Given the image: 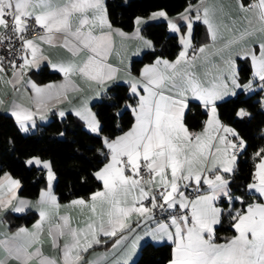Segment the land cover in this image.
<instances>
[{
  "label": "snow or ice",
  "instance_id": "1",
  "mask_svg": "<svg viewBox=\"0 0 264 264\" xmlns=\"http://www.w3.org/2000/svg\"><path fill=\"white\" fill-rule=\"evenodd\" d=\"M236 11L244 19H249L245 14L252 13L259 25L253 31L264 33V0H237ZM160 19L176 34L181 50L174 61L155 55L138 74L126 69L128 78L122 82L128 86V99L123 113L118 111L113 120L130 113L133 119L128 130L105 136L88 104L73 112L91 134L101 137V155L106 162L93 173L101 187L87 199L81 197L61 205L53 193L56 176L51 161L34 156L24 162L28 168L45 172L46 186L36 205L39 219L32 228L20 227L0 239V247L16 264H90L84 254L108 240L114 255L116 250L128 252L126 259L117 257L113 264H130L131 255L145 238L171 243L168 264H264V147L253 154L254 170L246 186L259 202L236 209L233 201L240 198L232 196L229 185L237 158L247 144L238 132L221 122L217 113V101L235 96L237 90H254L253 81L241 83L237 57L250 61L253 76L264 90V40L245 46L234 56L229 53L222 57V63L209 70L211 79L205 82L191 69L201 54L221 39L215 11L205 0H197L175 18L163 10L147 18L136 17L134 35L143 51L155 53V45L141 34L139 26ZM197 22L206 26L211 44H193ZM249 25H253V19H249ZM0 29V73H6L3 61L7 59L12 69L8 83L14 90L20 84L33 105L15 104L8 113L25 133L35 128L37 116L44 119L50 102L66 97L73 76L98 88L117 78V69L107 63V58L113 36L125 37L126 33L113 27L105 0H0ZM251 34L243 33L242 38ZM230 43L224 47H230ZM42 45L62 47L70 57L52 62L44 55ZM218 51L222 53L224 48ZM45 62L51 71L62 75L63 82L40 85L30 77L24 79L25 69L39 71ZM190 101L198 102L207 115L200 131L190 130L186 123ZM57 114L66 116L62 109H57ZM236 116L244 119L250 113L239 109ZM21 186L19 179L4 174L0 180V210L10 207L20 213L29 206L28 201L18 199ZM13 200L18 202L13 205ZM61 208L74 209L84 219L73 226V218ZM225 217L235 235L216 243L217 226ZM45 235L56 250L55 257L42 251ZM0 264H7V260H0Z\"/></svg>",
  "mask_w": 264,
  "mask_h": 264
},
{
  "label": "trees",
  "instance_id": "2",
  "mask_svg": "<svg viewBox=\"0 0 264 264\" xmlns=\"http://www.w3.org/2000/svg\"><path fill=\"white\" fill-rule=\"evenodd\" d=\"M197 0H106L108 16L113 25L129 31L134 26V19L146 16L155 10L166 11L169 16L177 15L185 10L189 3ZM143 34L153 41L155 53L143 51L140 56L132 60L131 70L137 72L139 68L153 61L155 55L173 59L177 56L180 44L176 34L171 33L166 21L158 20L144 24ZM207 39L205 26L199 22L194 24L193 44L199 45ZM239 79L242 82L251 78V68L246 60H237ZM57 74L42 69L36 74L40 81L53 79ZM127 85L115 83L107 89L105 100L92 105L104 128V135L114 137L121 130L129 127L132 121L130 113L123 114L116 120V113L124 110V103L128 99ZM264 90L253 92L239 91L234 97L217 103V113L221 122L232 127L244 138L247 148L238 156L236 173L232 175L229 189L232 196L239 197L233 206L244 209L251 198L247 193V184L251 179L254 167L253 154L264 147V109L261 98ZM118 105V107H117ZM245 109L250 116L239 119L236 112ZM206 117L204 109L197 102H191L186 111V123L190 130L201 127ZM62 134V135H61ZM101 137L91 134L84 128L82 121L71 113L64 118L54 117L39 126L37 131L23 134L17 124L8 114L0 113V175L4 172L21 181L19 193L28 198H34L46 184L45 172L37 168L25 166V160L35 154L46 157L51 161L55 173L56 194L59 202H67L74 198L87 197L100 187V183L93 177V173L105 162L101 155L103 151ZM224 206V203H222ZM36 217L34 212H26L13 216V225L26 224ZM227 217L217 226L216 234L223 237L232 234ZM171 257V246L167 243H144L139 250L138 257L132 264H167Z\"/></svg>",
  "mask_w": 264,
  "mask_h": 264
},
{
  "label": "crops",
  "instance_id": "3",
  "mask_svg": "<svg viewBox=\"0 0 264 264\" xmlns=\"http://www.w3.org/2000/svg\"><path fill=\"white\" fill-rule=\"evenodd\" d=\"M247 2H248V0H245V3H247ZM205 3L207 4V6L210 9H213L215 11L216 21H217V23H219L221 25V34H222L221 39H219L217 41L216 45L210 46L209 48H207L206 52L201 54L202 58L197 60L195 67H193L191 69L197 75V77L200 80L206 82L207 80L211 79V76L208 74L209 70L214 71V65L222 63V57H227L229 55V53H231L234 56L237 51L244 48L245 46L252 47L253 45H258V43L260 42L258 39H260L261 41L264 40V33H261L258 30L253 31V28L258 29L259 25L255 23V20H254L252 13L245 14L249 19H253V25L252 26L249 25V19H244V18L239 17L237 15V11H236L237 0H205ZM105 4H106V0H105ZM160 10L161 9L155 10V11H160ZM155 11H151L146 16H140V17L147 18L150 16V14L152 12H155ZM177 15L169 16V17L175 18ZM160 20H163V19H160ZM152 21H158V20H149L148 22H152ZM166 24H167V22H166ZM143 26H144V24H141L139 26L141 29V34L145 38H148L142 32ZM113 27L116 29H120L121 31L126 33L125 37H121L119 35L113 36L112 50L110 51L108 58H107V63L110 64L115 69H117L116 80L110 81L104 85L99 86V88H98V86L95 83L89 84L85 80L78 78L76 76H73L72 77L73 86L69 89L66 97H64L60 100L50 102L52 106H51V108L45 110L44 119L41 120L40 117L37 116L35 118V125H36L35 128L30 130L28 133H25L22 130H20L23 134H29V133H33V132L37 131L39 126L47 123L48 121H50L54 117L61 118L57 114V109L64 110L66 114L67 113L73 114L75 109L81 107V105L86 103L91 107L92 111L94 112L92 105L95 102H100V101L105 100V98L107 96V89L109 88V86H111L112 84H115V83L125 84L122 81L128 78L126 69L131 68L132 60L137 58L138 56H140L141 53L143 52V50L140 47V44H141L140 40L134 35L136 27H137L135 24H134L133 28L129 31H125V30H123L120 27L115 26V25H113ZM205 29H206V26H205ZM246 32H251L252 34L247 35V36H243V38H242V34L246 33ZM193 33H194V27H193ZM33 39H38V37L33 36ZM229 42H231L230 47L225 48L224 46L226 44H228ZM204 44H211V42L208 39H206L205 41H203L202 43L197 45V47L204 45ZM42 48H43L44 55L46 57H48L49 60L52 62L67 60L70 57V54L67 52V50L62 48V47L42 45ZM221 48H224V51L222 53L218 51V49H221ZM180 50H181V45L179 47V51ZM179 51H178V53H179ZM137 53H139V54H137ZM178 53H177V55H178ZM176 57L173 59H167V60L174 61L176 59ZM203 57H206V59H203ZM163 59H166V58H163ZM237 60H240V59L238 57L236 58V69L238 68ZM246 61L250 65L251 77H253L252 76L253 69L251 67V63L249 60H246ZM152 62H150V63H152ZM146 64H149V63L143 64L136 73L132 71L133 74H138L140 72V70L143 68V66ZM42 69H47L50 72H54V71L50 70V68L47 66V64L45 62L41 65L39 71H36L35 69H33V70L25 69L24 71L27 73V75L24 77V79L27 80L30 77L33 81H35L36 83H38L40 85H45L48 83H57L58 84V83L63 82L62 75L57 73V72H54L57 75L53 79L46 80V81H40L36 77V74L38 72H40ZM11 77H12V70L6 69V73H0V101H2V103H0V113H4V114H8L10 109L15 104H22L26 107H33L32 101L29 99V93L25 92L24 89L20 86V84L16 85V89H18V90H14L13 85L11 83H8V81ZM249 81H251V78L245 82H242V83H248ZM125 85H127V84H125ZM253 88H254V90H259L261 88V82H258L257 86H253ZM239 91H243V90H237V93ZM230 97H234V96H226L223 100L230 98ZM223 100H220V101H223ZM220 101H217V103ZM191 102H196V101H190V103ZM206 119H207V115H206L204 120H206ZM82 123H83L84 128L87 129L85 126V123L83 121H82ZM225 125H227V124H225ZM130 126H131V124L129 125V127ZM128 128L125 129L124 131H127ZM200 128L197 130H192V131H200ZM34 156L41 157L38 154L32 155L30 157H34ZM30 157H28V158H30ZM41 158L44 160L50 161L46 157H41ZM253 170H254V167L252 169V172H253ZM5 173H7V172H4L0 175V180L3 179V176ZM235 173H236V166H235L234 174ZM7 174H9V173H7ZM45 176H46V174H45ZM11 177L15 178L13 176H11ZM15 179H17V178H15ZM249 182H251V179ZM45 186H46V184H45ZM45 186L42 187L41 189H39V191L37 192V194L34 198L25 197V196L21 195L19 193V190H18V193H17L18 199H23V200L29 202V206L25 207L23 212H20V213L13 212L10 207L5 209V210H0V239H2L4 236L9 235L10 233L14 232L16 229H18L20 227H27L29 229L32 228L33 224L36 223L37 220L39 219V214H38V210H37L36 205H37V202L39 201L40 193L45 188ZM100 187H101V185H100ZM55 188H56V185H55V181H54L53 193L57 197ZM98 189H96V190H98ZM247 193L251 198V202L249 204L259 202L256 195H253L252 193H249L248 191H247ZM89 195L87 197H84V198L87 199L89 197ZM74 199H77V198H74ZM71 200H73V199H71ZM71 200H69L67 202H59V203L61 205H66ZM234 201H235V199H234ZM234 201H233V203H234ZM17 202H18L17 200H13L12 204L15 205ZM221 206H223L222 203H221ZM246 207L244 209H246ZM60 211L64 214L70 215L73 218V221H72L73 226H76V224L79 221L84 219V217H82L80 215V213L74 209L61 208ZM26 212H34L36 214V217L31 222H28L26 224L13 225V222H14L13 216L14 215H21V214H24ZM47 226L48 225L46 222L45 228H47ZM233 235H235L234 232L232 234H229V235H226L223 237H219L216 234V243H224L226 240L230 239ZM101 239L105 240L107 238L101 237ZM146 242H150L152 244H162V243L170 244L171 251H172V245L170 242L165 241L162 243H157V242H153L152 240H150L148 238H145L139 242V245H138L136 251L131 255L130 264H132L136 260V258L138 257V254H139L140 247ZM42 251L47 256H50V257L56 256V250L51 247V242L47 238L46 235H45L44 240H43ZM117 257L119 258L120 261H123L124 259H126L128 257V252L127 251L121 252L120 250H116V254L114 255L113 250L111 248V240H108L107 243H102L100 245L94 246L92 249H89V251L84 254V259L86 261L90 262V264H113V262L117 259ZM4 259L7 260V264H16V261L13 258L8 257L7 253L4 251V249L2 247H0V260H4ZM168 261H167V264H168Z\"/></svg>",
  "mask_w": 264,
  "mask_h": 264
},
{
  "label": "rangeland",
  "instance_id": "4",
  "mask_svg": "<svg viewBox=\"0 0 264 264\" xmlns=\"http://www.w3.org/2000/svg\"><path fill=\"white\" fill-rule=\"evenodd\" d=\"M259 41H261L260 39H258ZM252 76H253V73H252ZM251 81L254 82L253 86H257V83L260 82L259 79H257V77H251ZM254 91V90H253ZM251 91V92H253ZM262 102H264V94L262 95V98H261V105H262ZM262 108L264 109V106H262Z\"/></svg>",
  "mask_w": 264,
  "mask_h": 264
},
{
  "label": "built area",
  "instance_id": "5",
  "mask_svg": "<svg viewBox=\"0 0 264 264\" xmlns=\"http://www.w3.org/2000/svg\"><path fill=\"white\" fill-rule=\"evenodd\" d=\"M3 29H0V32H2ZM0 54H2V49H0ZM3 64H4V67L7 69V70H12L9 65H8V60L7 59H4L3 61ZM157 219H161L160 215L157 214Z\"/></svg>",
  "mask_w": 264,
  "mask_h": 264
}]
</instances>
